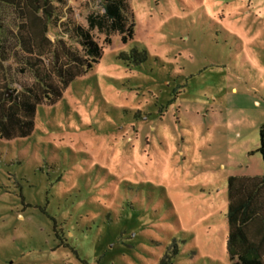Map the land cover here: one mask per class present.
<instances>
[{"label": "rangeland", "instance_id": "rangeland-1", "mask_svg": "<svg viewBox=\"0 0 264 264\" xmlns=\"http://www.w3.org/2000/svg\"><path fill=\"white\" fill-rule=\"evenodd\" d=\"M52 2L43 74L86 58L79 27L103 56L0 137V264H160L173 242L172 264H231L228 179L264 175V0H128L127 44L106 0ZM0 12V93L41 92Z\"/></svg>", "mask_w": 264, "mask_h": 264}, {"label": "trees", "instance_id": "trees-1", "mask_svg": "<svg viewBox=\"0 0 264 264\" xmlns=\"http://www.w3.org/2000/svg\"><path fill=\"white\" fill-rule=\"evenodd\" d=\"M63 3L64 0H57ZM1 5L15 8L22 16L18 39L24 53L30 59L28 64L42 83L41 92L29 89L27 92L8 97L9 92L0 93V137L7 140L29 137L35 128V117L39 105L46 101L55 104L63 95V90L75 79L76 74L89 71L103 56V48L95 42L88 29L77 28L81 34L86 58L67 53L70 65L57 66V75L61 85L51 76L44 75L43 57L48 55V21L54 18L52 0H0ZM131 11L128 0H106L105 15L99 26L106 23L119 32L123 44L134 37V25H126V13ZM1 14V12H0ZM93 19V18H92ZM89 18V25L97 27ZM1 29V26H0ZM142 63L147 59V51L136 48L132 52ZM128 60L127 54L121 55ZM59 64V62H58ZM57 65V63H56ZM46 99V100H45ZM264 162V126L260 129V147L258 149ZM229 206L227 214V247L231 264H264V175L258 177H230L228 179ZM179 254L176 242L167 250L160 264H172Z\"/></svg>", "mask_w": 264, "mask_h": 264}]
</instances>
